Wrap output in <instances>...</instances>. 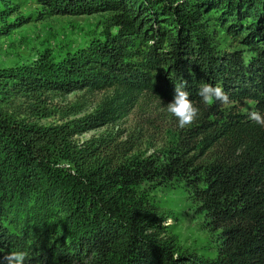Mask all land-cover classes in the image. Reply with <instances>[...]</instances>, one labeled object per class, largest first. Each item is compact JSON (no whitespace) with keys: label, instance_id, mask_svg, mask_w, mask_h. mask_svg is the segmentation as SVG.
<instances>
[{"label":"trees","instance_id":"trees-1","mask_svg":"<svg viewBox=\"0 0 264 264\" xmlns=\"http://www.w3.org/2000/svg\"><path fill=\"white\" fill-rule=\"evenodd\" d=\"M35 3L37 17L99 13L106 35L57 60L43 49L30 62L0 68V258L14 250L28 254L25 264H264V127L247 113L223 111L219 102L205 105L198 95L202 84L219 85L230 101L250 98L253 110L264 114V0ZM16 10L11 0H0V33L28 20ZM210 11L250 50L247 58L213 51L202 21ZM179 84L200 109L187 136L206 132L219 146L216 159L193 165L179 144L162 161L126 160L107 139L69 140L82 127L125 114L143 97L172 101ZM82 88H111L113 95L71 127L24 122L4 109L12 96L38 101L45 90ZM57 150L75 168V182L50 166ZM154 177L187 180L218 229L212 260L175 252L156 207L139 191ZM36 207L47 215L38 223L27 214Z\"/></svg>","mask_w":264,"mask_h":264},{"label":"rangeland","instance_id":"rangeland-1","mask_svg":"<svg viewBox=\"0 0 264 264\" xmlns=\"http://www.w3.org/2000/svg\"><path fill=\"white\" fill-rule=\"evenodd\" d=\"M17 14L27 17L7 33H0V68L30 62L37 52L48 49L54 60L67 52L74 51L90 41L105 37L106 25L101 14H54L37 17L40 6L35 0H11ZM216 12L203 16L207 41L214 52H237L247 58L251 52L241 40L226 32L214 21ZM15 14L9 16L12 20ZM115 27L108 28L114 32ZM132 61L137 57H131ZM111 88L71 91L45 90L38 101L26 96H12L5 104L8 114L24 122L52 126L68 124L73 126L78 119L98 112L112 97ZM170 99L147 96L141 98L123 115L80 128L69 137L75 144L95 137L107 139L109 147L126 160L150 158L162 161L179 144L185 149L193 165H201L216 159L218 144L206 132L187 136L191 126L181 129L178 120L167 111ZM223 111L238 110L249 113L253 110V100L237 98L230 105H222ZM212 118V116H211ZM50 166L62 173L68 183L77 177L76 170L62 150L53 151ZM183 177L147 178L141 182L139 191L156 207L158 216L165 227V235L173 240L176 253L194 254L204 260H212L217 246L218 229L209 221L197 200L189 190ZM27 211V210H25ZM27 214L35 222L46 219L43 210L32 208ZM45 215V216H44ZM9 228L10 225L8 224ZM14 251V250H11ZM10 252V251H9Z\"/></svg>","mask_w":264,"mask_h":264},{"label":"clouds","instance_id":"clouds-1","mask_svg":"<svg viewBox=\"0 0 264 264\" xmlns=\"http://www.w3.org/2000/svg\"><path fill=\"white\" fill-rule=\"evenodd\" d=\"M174 93V99L167 104V111L177 118L178 126L181 129L191 126L199 117V107L190 99V93L183 84L175 85ZM198 95L205 105H212L215 102L223 105L231 103L229 94L219 85L202 84L199 87ZM248 116L254 123L264 127V114L252 110ZM27 259L28 254L24 251H10L0 258L3 264H25Z\"/></svg>","mask_w":264,"mask_h":264}]
</instances>
